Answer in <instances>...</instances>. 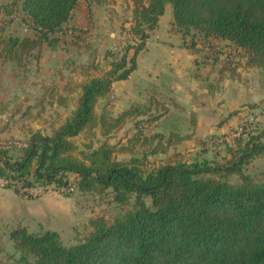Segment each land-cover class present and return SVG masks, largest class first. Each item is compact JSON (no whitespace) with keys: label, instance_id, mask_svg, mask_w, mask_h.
I'll return each instance as SVG.
<instances>
[{"label":"trees","instance_id":"16d2710c","mask_svg":"<svg viewBox=\"0 0 264 264\" xmlns=\"http://www.w3.org/2000/svg\"><path fill=\"white\" fill-rule=\"evenodd\" d=\"M124 1L133 6L131 19H126L121 27L122 33L130 38L107 51L109 69L81 84L76 107L50 133L28 127L22 142L0 138V178L13 179L15 182L5 187L28 197L35 196L22 192L21 188L40 183L55 184L67 196H72L76 187L82 193L109 194L120 205L134 198L135 204L111 221L101 215L92 217L91 230L73 244L65 243L57 230L13 228L10 238L19 262L264 264V182L244 170L253 156L264 153V142L256 141L262 135H253L244 145L243 136L235 138L229 150L231 158L226 157L225 162L175 159L146 169L145 158L149 154L166 152L184 138L177 133L164 136L146 131V126L160 118L159 110L166 111L167 107L160 108V102L152 94L146 102L134 103L118 116H113L106 106L100 113L97 111L100 99L111 95L113 82L128 78L136 68L137 56L146 47L168 3L173 8V25L185 39L190 36L195 40L194 30L204 37L228 39L243 50L248 66L264 68V0ZM79 2L4 3L1 8L7 19L0 20V64L27 73L32 60H39L44 45L56 49L65 40L66 32L76 35L77 29L65 25ZM17 10L29 19L33 35L13 29L11 16ZM131 37L137 41H131ZM218 59L215 55L214 60ZM232 62L223 59L221 70L235 74ZM54 98L61 104L66 101L63 94L56 97L54 90L47 87L35 104L24 108L20 102L12 115L22 112L42 116L47 106L53 105ZM33 108H38L36 114L29 113ZM132 117L137 118L136 131L128 145L117 147L105 139L99 140L97 147L91 142L88 150H78L75 136L99 127L101 135L107 137ZM193 122L196 124L195 116ZM132 143L147 146L149 151L142 158L118 159L115 153L131 149ZM70 173H76L77 178L71 181ZM234 174L239 179L232 182L229 177ZM148 196L152 199L151 206L145 201Z\"/></svg>","mask_w":264,"mask_h":264},{"label":"crops","instance_id":"0c3cea01","mask_svg":"<svg viewBox=\"0 0 264 264\" xmlns=\"http://www.w3.org/2000/svg\"><path fill=\"white\" fill-rule=\"evenodd\" d=\"M123 8H127L125 18L131 19L133 6L124 0H80L65 25L77 29V34L73 36L66 32L60 46L54 49L44 45L39 60H32L36 74L43 78L39 84L40 94L48 87L54 90L56 97L59 94L66 97L62 104L54 98L53 105L47 106L57 113L56 120L42 117L44 128L38 126L33 129L50 133L53 127L63 123L77 105L81 84L89 77L101 75L109 69L106 53L123 38L121 27L126 19L119 20L118 17L123 13ZM29 28L24 35L28 34ZM225 40L231 44L230 40ZM188 44L173 25V8L168 3L146 47L138 54L134 71L128 78L114 81L111 95L107 99H100L97 105L99 113L106 106L113 116H118L132 104L144 103L154 94L160 108L164 105L167 110H159L160 118L146 126V131L164 136L177 133L184 137L169 146L166 152L152 154L158 155L160 161L164 155H180L187 148L202 144L208 137L226 133L229 125L234 124V119L242 114H236L235 109L264 100L263 67L248 66L246 56L242 55L235 74L229 70L222 71L220 67V75L216 77V71L209 68L211 64L206 59L208 53L203 54L199 45L195 50ZM130 53L132 55L133 51ZM215 62L211 66H215ZM99 104H102L101 110L98 109ZM117 107L123 108L117 113ZM194 116L196 124L193 122ZM136 121L137 118H129L120 129L107 137L101 135L99 127L92 131L97 134L99 144V140L106 139L108 143L120 147L128 145L133 138ZM27 133L26 129L25 138ZM94 146L97 147L95 142ZM129 146L131 149L115 153L118 159L129 160L149 149L140 144L133 146L132 143ZM69 178L75 180L77 174L70 173ZM71 197L53 189L45 190L40 196L28 197L12 187L0 185V228L8 231L9 238L11 230L19 226L31 231L52 229L59 232L60 223L68 222L69 217L74 215Z\"/></svg>","mask_w":264,"mask_h":264},{"label":"rangeland","instance_id":"374dc122","mask_svg":"<svg viewBox=\"0 0 264 264\" xmlns=\"http://www.w3.org/2000/svg\"><path fill=\"white\" fill-rule=\"evenodd\" d=\"M12 1L13 0H0V20L4 18L7 19L4 17L1 6L4 3H11ZM126 10L127 8L122 11L123 13H121V15L118 14L119 20L126 17ZM11 17L13 18V29L24 34L26 29L29 28V19L20 10H17ZM29 29L30 30H28L27 33H33L34 30L32 28ZM194 31L196 32L194 37L195 40L190 36L187 37L189 43L188 46L197 50L199 45L201 50H203V54H206V52L208 53L209 57L207 56L206 59H209L208 61L211 65L215 62L214 55L219 56V59L216 61L217 63L215 62V66L209 65V68L216 71V77H219L218 75H220L218 70L223 65V59L233 60L232 65L238 67L243 55V50L241 48L237 47L233 42H231V44L226 43V40L223 38L213 36L204 37L199 30ZM126 39L123 34L122 41L119 44ZM192 41L197 42L196 46L191 45ZM204 49H206V51H204ZM33 67L34 66L31 64L29 71L26 73V70L8 64H0L1 139L13 138L14 143L22 142L25 139L26 129L28 127L36 128L40 126L44 128L43 123H41L43 121L42 117L48 120H56L57 113H55L53 108L50 107L47 108V111L42 116L37 115V117H32L30 116L31 114H22V112H16L12 115V112L17 108L18 103H23V107L26 108L29 104H35L37 102V98L40 95L39 84L42 82L43 78L41 76L38 77L35 67ZM4 105H6V107L2 108ZM101 108L102 104H99L98 109L101 110ZM122 108L123 107H117V113L122 110ZM37 111L38 108H33L30 109L29 113L36 114ZM235 111L236 114L239 112L242 114L234 119V124L229 125V130L226 133L208 137L202 144L193 145L183 152H180V155L178 154L174 157L173 154L171 156L168 154L167 156L164 155L162 161H160L161 158L158 155H148L147 158H145V168H152L167 161H174L175 159L192 162L195 159L205 158L208 160L225 162L227 158H231L229 150L233 147L232 145H234L235 138L243 136L242 145H244L253 135H262L261 138L256 139V141L264 142V100L246 108L241 107L235 109ZM244 125L246 131L243 134L236 135L239 129ZM90 132L93 131L90 130L89 132H84L75 138L74 142L78 150H88L87 145L91 142H95L96 146L99 145L98 141H96L97 134L95 132H93L94 134ZM147 151H149V149H147ZM136 156L140 158L143 157L140 153H137ZM244 170L255 180L264 182V153L253 156L244 165ZM229 179L230 181L235 182L239 179V175H231ZM70 180L73 181V179ZM47 189L56 190L64 195L62 191L57 189L55 184L50 185ZM145 201L151 206L152 199L150 196L146 197ZM71 202L74 203V215L69 217L68 222L60 223L59 231L63 241L67 244L76 243L88 234L91 230L90 220L92 217L101 215L111 221L127 209L133 208L135 204L134 198H132L129 203L120 205L111 200L109 194L100 196L93 193H82L76 187L71 197ZM7 232L6 229L0 228V264H23L19 262V254L15 249L14 242L11 241Z\"/></svg>","mask_w":264,"mask_h":264},{"label":"built area","instance_id":"2783aa9c","mask_svg":"<svg viewBox=\"0 0 264 264\" xmlns=\"http://www.w3.org/2000/svg\"><path fill=\"white\" fill-rule=\"evenodd\" d=\"M125 35V38H130V35L129 34H124ZM132 38V37H131ZM149 40V39H148ZM147 40V42H148ZM131 41H137V39L135 38H132ZM246 131V127L245 125L242 126L238 133H236V135H240V134H243L244 132ZM15 181L13 179H6V178H0V185L1 186H5L7 185L8 183H14ZM21 185V184H20ZM49 186L48 185H44V184H40V183H37L35 184L34 186L32 187H22L21 188V191L23 192H27L33 196H40L41 194L44 193V191L48 188ZM73 189V188H72Z\"/></svg>","mask_w":264,"mask_h":264}]
</instances>
